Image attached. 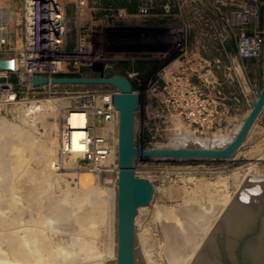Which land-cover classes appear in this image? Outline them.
<instances>
[{
	"label": "rangeland",
	"instance_id": "1",
	"mask_svg": "<svg viewBox=\"0 0 264 264\" xmlns=\"http://www.w3.org/2000/svg\"><path fill=\"white\" fill-rule=\"evenodd\" d=\"M57 1L65 10L67 22L64 48L66 50L73 48L78 35L84 34L89 46L88 57L93 62H101L105 65L106 76H125L130 81L133 91L138 94L139 103L134 120V143L138 148L186 146L208 148L212 147V144L213 147L223 146L228 141L226 139L238 130L251 108L250 104L245 106L241 101V98L245 99L243 78L247 81L253 99L256 98L257 89L264 84L262 59L246 61L236 56L235 64L228 65L227 62L226 53L233 55L232 50L236 47L235 25L246 22L248 18L240 6L246 0H234L232 3L229 0ZM79 1L82 3L80 4ZM123 5L136 11L129 12L122 8ZM141 9L144 12L140 11ZM0 10L6 11L8 19V40L6 42L0 40V59L18 58L23 36L22 0H0ZM139 22H142L144 27H141ZM177 60H190L192 75L188 77L189 80L199 86L204 96L212 103L214 118L204 126L190 125L183 120L176 103L170 98L166 76L171 68L169 64ZM82 76L91 77L97 74L90 69L85 70ZM6 82L13 85L15 98L12 100L6 97L0 98V122L2 118L9 124L21 123L18 112L10 108L13 101L63 98L66 102L73 101V103L67 102L65 108L56 111L53 116H47V121H52L49 117L56 118H54L57 124L55 132L40 119L34 118L33 129L28 132L27 137L32 143L29 149L19 151L20 148H25L22 145L25 141L17 139L13 134L3 137L4 141L0 140V146L3 147H0V150L2 148L0 154L3 153L0 155V160L2 159V163L0 161V249L4 251L2 254L6 252L3 256L7 257L6 260H2L3 264H9L10 261L14 264L13 261L17 260L10 249L13 242L20 243L18 239L16 241V237L23 239L22 244L27 239L25 243L29 242V245L33 243L32 247L26 244L30 252L24 250L26 246H23V251L29 254L32 250L34 252L31 253L32 260L35 262L36 259L37 264H103L104 262H106L104 264H115V260H111L113 257H109L112 254H105L107 250V252L111 251L114 241V229L111 228L114 221L113 211L106 207L111 201L107 199L111 196L102 191L104 184L97 177L94 179L97 181L94 185H91V181H85L83 186L85 195H82L84 199L80 197V193L78 196V192L74 190L78 179L93 174L88 170L86 163H78V156L73 157L71 154L69 156L73 158L71 160L75 163L74 167L72 164L62 166L61 160L65 155L60 156L58 153L57 136L61 111L64 115L68 107H80L83 98L90 94H114L117 89L105 85H79L43 86L35 91H29L21 86L18 74L0 73V83ZM224 134L230 135L227 137ZM219 135L223 138L218 140ZM4 142L7 145H4ZM53 143H56V146ZM218 143L220 145L216 146ZM41 144L47 145L45 150V146ZM52 144L56 147L53 149L55 151H49L50 148L48 151L52 152L55 160L52 165H48L47 159H50L51 154L46 156L45 151ZM135 170L138 177L149 180L153 186L150 204L142 208L135 218V264L173 262L172 257L171 259L169 257L168 248L172 246V242L168 241V226L172 228L170 234L176 233L179 229L183 237H186V244L183 245L185 250L179 264H191V259L196 257L203 247L202 239L206 231L213 227L212 232H214L216 231L214 228L221 224L218 218L221 208L227 206L231 199L237 198L244 189L250 188L248 183L252 176L255 180L260 179L264 182V108L242 148L233 158L224 160L138 158ZM46 174L52 175L49 176L51 178L47 176V179ZM3 187L5 188L2 189ZM36 187L38 192L35 193V197L28 199L27 192ZM216 191L228 195L229 201L225 203L224 200H220L221 194ZM194 193L196 196L193 195ZM48 194L53 195L51 199ZM215 194L218 196L215 197ZM82 199H86V202ZM30 200H34L35 203L32 201L30 204ZM28 201L30 202L27 203ZM38 201L41 204L36 206ZM94 203L99 209L97 214L90 209ZM83 204H86L85 208ZM183 208L192 210L193 216L198 217V222L206 220L203 226H200L194 217L191 225L197 226L191 231L190 222H186L180 212L184 210ZM164 211L171 214L164 215ZM214 233L210 232L212 236ZM29 240L33 242L30 243ZM38 240H41L40 246L37 245ZM22 244L20 243V248ZM197 245L198 249H196ZM103 254L106 256L104 257ZM50 256L51 258L48 259ZM90 256H93V259ZM12 258L14 259L11 260ZM34 262L31 261V264Z\"/></svg>",
	"mask_w": 264,
	"mask_h": 264
},
{
	"label": "built area",
	"instance_id": "2",
	"mask_svg": "<svg viewBox=\"0 0 264 264\" xmlns=\"http://www.w3.org/2000/svg\"><path fill=\"white\" fill-rule=\"evenodd\" d=\"M232 3L234 0H229ZM81 4L82 1H79ZM240 6L248 15L246 22L235 25L237 29L236 51L241 59L260 60L264 48V0H246ZM140 11L144 12L143 9ZM23 36L22 47L16 65L1 74L16 73L21 86L29 91L33 76L39 77H86L93 61L88 57V43L84 34H79L73 48H64L67 38L65 10L57 0H22ZM105 66V65H104ZM105 72V71H104ZM0 98H15L11 83H0ZM43 87V86H41ZM170 98L176 103L179 114L190 125L204 126L214 118L212 103L204 96L199 86L181 73L170 75L168 81ZM109 93H93L83 98L80 107H68L64 112L82 111L86 118L82 149L78 163H86L88 170L103 184L117 181V162L113 158V127L118 112ZM69 119L62 116L58 131V153L72 154V132L75 130Z\"/></svg>",
	"mask_w": 264,
	"mask_h": 264
},
{
	"label": "bare ground",
	"instance_id": "3",
	"mask_svg": "<svg viewBox=\"0 0 264 264\" xmlns=\"http://www.w3.org/2000/svg\"><path fill=\"white\" fill-rule=\"evenodd\" d=\"M7 25H8V19H7V13H6V11H4V10H0V40L2 41V42H6L7 40H8V31H7ZM21 45V44H20ZM13 61H14V66L16 65V59L15 58H11ZM0 92H1V86H0ZM110 98H111V100L113 101V94H111V93H109V94H107ZM72 99V98H71ZM77 100V99H76ZM64 101V102H63ZM67 102H69V101H67ZM67 102L63 99V98H46V99H42V100H35V101H31V100H29V101H13V102H11V105H10V108L12 109V110H14V111H16V112H18V114H19V116L21 117V123H19V124H9V123H7V122H5V120L3 121L2 120V118H1V125H0V136H1V138L2 139H0L1 141L3 140L4 141V139H3V137H7L8 136V134H13L14 136H16L17 137V139L18 138H20L22 141H25V144H23L22 143V145H24V147L25 148H23V146H21L23 149H21L20 148V150L19 151H22V150H25L26 148L27 149H29V147L32 145V143L27 139V137H28V132H30V130L31 129H33V124L35 123V121H34V118H36V119H40L41 120V122L43 123V124H46V126H48L49 128H51V131H52V129L54 130V132H55V127H57L56 125V123H55V119L53 118V117H49L50 119H52V121H47V116H53V115H55V112L56 111H60L62 108H65V104H67ZM76 102V101H75ZM78 102V101H77ZM76 102V103H77ZM70 104H72L73 103V101H72V103L71 102H69ZM75 104V103H74ZM73 104V105H74ZM1 105V104H0ZM5 108V107H4ZM49 110V111H48ZM250 110V109H249ZM6 111V110H5ZM48 111V112H47ZM65 112V111H64ZM6 113V112H5ZM32 113V114H31ZM62 115H61V118H62V116L63 117H65V119H69V121L71 122V124L74 126L73 128L75 129V130H73V132H72V145H73V153L71 154L73 157L74 156H77V155H79V151L82 149V139H83V137H84V135H85V133H84V130H82V129H85L86 127H85V123H86V118H84V114H83V112L82 111H78V110H74V111H72V113L71 114H66V115H63V111H61L60 112ZM57 114V113H56ZM37 116H40V117H37ZM245 118V117H244ZM54 119V120H53ZM45 122V123H44ZM58 122H60V121H58ZM57 122V123H58ZM117 125H118V120H117V123H116V125L113 127V141H114V144H115V146H114V152H113V158L115 159V162H117V148H118V128H117ZM238 128V127H237ZM236 128V129H237ZM235 129V128H234ZM252 129V128H251ZM35 130V132H36V129H34ZM50 130V129H49ZM231 131V130H230ZM40 132V131H39ZM48 131H46V133H47ZM54 132H53V134H54ZM228 132V131H227ZM235 133H236V131H234ZM233 132V133H234ZM37 133H38V131H37ZM234 133V134H235ZM250 133V132H249ZM44 134V133H43ZM219 134H221V133H219ZM232 134V133H231ZM234 134H233V136H234ZM7 135V136H6ZM225 135V134H224ZM228 136L230 135V134H227ZM227 135H225V136H227ZM51 136V135H50ZM55 136V135H54ZM187 136V135H186ZM189 136V135H188ZM220 136V135H219ZM227 136V137H228ZM233 136H230V137H228L226 140H230ZM10 138H11V136H10ZM49 138H51V137H49ZM57 138H58V136H57ZM219 138L220 139H222L223 138V136H222V138H221V136L220 137H218L217 136V139L219 140ZM224 138H226V137H224ZM37 139V138H36ZM191 139V138H190ZM206 139H208V138H206ZM210 139H212V138H210ZM210 139H209V141H210ZM11 140V139H10ZM51 140H52V138H51ZM194 140V139H193ZM55 141V140H54ZM188 141H189V138H188ZM192 141V140H191ZM195 141V140H194ZM193 141V142H194ZM204 141V139L202 140V142ZM206 141V140H205ZM208 141V142H209ZM225 141V140H224ZM19 142H21V141H19ZM39 142V141H38ZM42 142V141H41ZM48 142H50V141H48ZM51 142H53V141H51ZM50 142V143H51ZM193 142H191V143H193ZM197 142H198V139H197ZM196 142V143H197ZM208 142H206V143H208ZM227 142V141H226ZM225 142V143H226ZM188 143V142H187ZM210 143V142H209ZM211 143H213V142H211ZM215 143V142H214ZM44 144V143H43ZM49 146H50V144L49 143H47ZM54 144V143H53ZM53 144H52V146L51 147H47V150L45 151V153L47 154H45L46 156H48V154L50 153L49 151H55V150H53V149H55L56 147H53ZM56 144V143H55ZM54 144V145H55ZM190 144V143H189ZM194 144V143H193ZM193 144H192V146H193ZM221 144H222V142H221ZM4 145H7L6 144V142H4ZM11 145V144H10ZM42 145V144H41ZM41 145H39V146H41ZM58 145V144H57ZM198 145V144H197ZM199 145H201V144H199ZM208 145H210L211 146V144H208ZM207 145V146H208ZM215 145V144H214ZM219 146L220 145V143H218V144H216V146ZM43 147L45 146V145H42ZM41 146V147H42ZM47 146V145H46ZM46 146L44 147V150H45V148H46ZM56 146V145H55ZM188 146H190V145H188ZM202 146V145H201ZM0 147H2V146H0ZM6 147V146H5ZM40 147V148H41ZM42 147V148H43ZM187 147V146H186ZM191 147V146H190ZM197 147V146H196ZM202 147H204V146H202ZM212 147H213V144H212ZM222 147V146H221ZM3 148V147H2ZM2 148H1V150H2ZM48 148H50L49 149V151H48ZM52 148V149H51ZM58 148V147H57ZM157 148V147H156ZM166 148H168V147H166ZM173 148V147H172ZM205 148H206V146H205ZM209 148V147H208ZM7 149V148H6ZM10 149V148H9ZM12 149V148H11ZM1 150H0V152H1ZM40 150V149H39ZM43 150V149H42ZM42 150H41V152H42ZM47 151H48V153H47ZM43 153V152H42ZM52 153V152H51ZM50 153V154H51ZM3 153H1L0 155H2ZM45 156V157H46ZM50 157V159H47L48 160V165H52L54 162V158L52 157V154L49 156ZM44 158V157H43ZM48 158V157H47ZM71 159H73V158H71V156H69V155H65V156H63L62 157V160H61V164H62V166H68V165H70V164H72V166L75 164L74 162H73V160H71ZM2 160V159H1ZM0 160V161H1ZM4 160V159H3ZM46 160V159H45ZM7 162V161H6ZM1 163H2V161H1ZM45 163H46V161H45ZM7 164V163H6ZM58 164V163H57ZM117 164V168H118V163H116ZM4 166H5V162H4ZM3 167V166H2ZM1 167V168H2ZM69 167H71V166H69ZM74 167V166H73ZM72 167V168H73ZM3 170H4V168H3ZM6 170V169H5ZM136 171V170H135ZM118 172H119V169H118V171H117V178H118ZM43 173V172H42ZM136 173V172H135ZM41 174V173H40ZM49 174V173H48ZM93 174V173H92ZM42 175V174H41ZM43 175H44V173H43ZM49 176H52V175H47L46 174V178L48 179V177ZM90 176V175H89ZM83 177V178H79L78 179V182L76 183V185L77 186H79V188H77V186L74 188V186H73V188H74V190H75V192L77 193L78 192V194L80 193L81 194V196H80V194L78 195V196H80V197H82V195L84 196L85 195V189H84V187L83 186H85V181H87V182H90L91 181V185H94L95 183L94 182H97V181H94V179L96 178V176L93 174L92 176H90V177ZM95 176V177H94ZM19 178V177H18ZM17 178V179H18ZM44 178H45V176H44ZM49 178H51V177H49ZM14 180V179H13ZM55 180V179H54ZM97 180V179H96ZM71 181H73V180H71ZM3 182H4V180H3ZM254 182V183H253ZM4 183H7V182H4ZM3 183V184H4ZM72 183V182H71ZM255 183L257 184V186H255ZM2 184V183H1ZM41 184V183H40ZM73 184V183H72ZM98 184H99V182H98ZM5 186H6V184H4ZM37 185H39V184H37ZM43 185H44V183H43ZM96 185H97V183H96ZM3 186V185H2ZM42 186V185H41ZM248 186L250 187V188H246V189H244L239 195H238V197L237 198H234V199H231V201H229V197H228V195H226V194H221V193H219L218 191H216V193L218 192V194L221 196V199L220 200H224V202L226 203V202H228V204H227V206H225V207H222L221 208V210L219 211L220 212V217H218L220 220H221V224L220 225H218V226H216L215 228H214V230H216V231H214V232H221V231H223V233H225V236H226V240H225V242L224 243H226V247H224V248H227V251L229 252V253H231V252H233V249H234V247L235 246H237V244H236V242L238 241L237 239L239 238V237H241V236H243L244 234H246V233H249V232H252L253 230H254V228H255V225H256V223H257V220L259 219V227H258V231L256 232V234L254 235V237L253 238H251V239H249L248 240V242L246 243V247H244L245 248V250L243 251V248H242V252H244V254H242V256L244 255V260L246 259V261H248L247 263H249V264H264V182L263 181H261L260 179H258V180H255L254 179V176H252L251 177V180L249 181V183H248ZM0 187H1V185H0ZM35 187V186H34ZM65 188H66V186H64ZM153 187V186H152ZM5 187H3L2 189H4ZM7 188V187H6ZM42 188V187H41ZM64 188V189H65ZM77 188V189H76ZM100 188V187H99ZM99 188H98V190H99ZM29 189V188H28ZM40 189V188H39ZM43 189V188H42ZM221 188H219V190H220ZM67 190V189H66ZM104 190V191H103ZM209 190H210V188H209ZM215 190V189H214ZM40 191H42L41 189H40ZM100 191V190H99ZM102 191L103 192H107L111 197L110 198H106L107 199V201L109 200V199H111V201H110V203H109V206H106L107 208L109 207L112 211H113V227H111V228H113L114 230H113V232H114V238H113V246H111V251L110 252H107L108 250L107 249H109L107 246V251H106V253L105 254H107V253H111L112 255H110L109 257L110 258H112L111 260H116V233H115V220H116V198H117V181L113 184V185H107V184H104L103 185V189H102ZM247 193H246V192ZM36 192H38V188L36 187V188H34L33 190H31L30 191V189H29V191L27 192V197H28V199H33L34 197H35V193ZM44 192V191H43ZM62 192H63V190H62ZM67 192H69V191H67ZM103 192H101L102 194H103ZM220 192H221V190H220ZM45 193V192H44ZM64 193V192H63ZM100 193V192H99ZM104 193V194H105ZM47 194V193H46ZM52 194V193H51ZM60 194V193H59ZM69 194V193H68ZM67 194V195H68ZM26 195H23V196H26ZM70 195H71V192H70ZM76 194H74V196H75ZM193 195H195L196 196V194L194 193ZM192 195V196H193ZM43 196V195H42ZM48 196H49V194H48ZM48 196H46V197H48ZM53 196V195H52ZM52 196H49L50 197V199H51V197ZM58 196V195H57ZM65 196V195H64ZM63 196V197H64ZM77 196V197H78ZM108 196V195H107ZM216 196H218V195H216L215 194V197ZM21 197V196H20ZM40 197V199H42L41 198V196H39ZM39 197H37V198H39ZM54 197H56V196H54ZM53 197V198H54ZM76 197V196H75ZM106 197V196H105ZM104 197V198H105ZM19 198V197H18ZM36 198V199H37ZM65 198V197H64ZM83 199H84V197H82ZM86 198V197H85ZM213 198V197H212ZM20 199V198H19ZM40 199H38V200H40ZM78 199V198H77ZM81 198H79V200H80ZM82 199V200H83ZM218 199H219V197H218ZM45 200V199H44ZM53 200V199H52ZM51 200V201H52ZM55 200V199H54ZM86 200V199H85ZM85 200H83V202L85 201ZM214 200H215V198H214ZM25 201V200H24ZM26 201H27V199H26ZM31 201V200H30ZM30 201H28L27 203H29ZM33 202H34V200H32ZM32 201H31V203L30 204H32ZM36 201V200H35ZM48 201V200H47ZM88 201V200H87ZM39 202V201H38ZM37 202V204H36V206L38 205V204H41V202H39L38 203ZM80 202H82L81 200H80ZM86 202V201H85ZM35 203V202H34ZM42 203H44L43 201H42ZM55 203V202H54ZM35 205V204H34ZM84 205V204H83ZM42 206V205H41ZM44 206V205H43ZM56 206V205H55ZM40 207V206H39ZM60 207V206H59ZM86 207V204L84 205V208ZM93 208V209H92ZM142 208H145V207H142ZM142 208H139L138 209V212L142 209ZM91 209V212H92V210H93V212L95 213V214H97L98 213V208H97V204H95L94 203V206L93 207H91L90 208ZM184 209V208H183ZM196 209V208H195ZM89 210V209H88ZM88 210H86L87 212H88ZM198 210V209H197ZM196 210V211H197ZM194 211V210H193ZM182 214H183V216H184V220L187 222H190V226H189V228H190V230L191 229H193V227H195V226H197V225H191V223H192V220L193 219H195L194 217H196V221H197V216H193V214H192V210H187V209H184V210H181L180 211ZM199 213V212H198ZM165 214H171V213H168V212H166V211H164V215ZM194 214H196L195 212H194ZM98 216V215H97ZM200 217H201V214L199 215ZM202 218V217H201ZM136 220V219H135ZM205 221L206 220H203V221H201L200 220V222H198L199 224H200V226H203L202 224H204L205 223ZM194 224H196L195 222H194ZM111 225V224H110ZM108 226H109V224H108ZM211 226H212V223H211ZM106 227V226H105ZM169 227V231L167 232L168 233V241L169 242H172V246H169V252H170V259H171V257H172V259H171V261H173V262H170V264L171 263H174V264H179V261L181 260L180 258L182 257V253H183V251L185 250L184 249V244H186L185 243V239H186V237L184 238L183 237V235L181 234V231L178 229L177 231H176V233H173V234H170V230H172V228H171V226H168ZM110 228V227H109ZM210 228V227H209ZM213 228V227H212ZM212 228H210V229H208V231H206V235H204V239H202V240H204V242H203V247L201 248V242L199 243L200 245V248H201V250H200V252L199 253H197V256L196 257H193L192 259H191V264H219L218 262V259H217V250H215V246H214V240H213V236L215 235V233L214 232H212L213 230H212ZM103 230H105V228L103 229ZM109 230V229H108ZM189 230V231H190ZM192 231V230H191ZM190 231V232H191ZM190 232H189V234H190ZM210 232H211V234L212 233H214V235L212 236L211 234H210ZM109 233H110V231H109ZM5 234H7V233H5ZM10 234V233H9ZM113 234V233H112ZM111 234V235H112ZM188 234V235H189ZM208 234H210V235H208ZM3 235H4V233H3ZM40 234H38V236H39ZM100 235H101V233H100ZM187 235V234H186ZM187 235V236H188ZM191 235V234H190ZM9 236V235H8ZM10 236H12L11 234H10ZM9 236V237H10ZM206 236V237H205ZM208 236V237H207ZM8 237V238H9ZM13 237H14V235H13ZM42 237V236H41ZM101 237V236H100ZM215 237V236H214ZM6 238V237H5ZM110 238V237H109ZM112 238V237H111ZM188 238V237H187ZM189 238H193V237H189ZM11 239V238H10ZM17 239H18V241H20V243L22 244V242H21V240H23V239H21V238H17L16 237V241H17ZM20 239V240H19ZM26 239V238H25ZM39 239V238H38ZM41 239V238H40ZM7 241L9 240V239H6ZM13 240V239H12ZM28 240V239H27ZM27 240H25V241H27ZM42 240V239H41ZM41 240H38V244L37 245H39L40 246V243H41ZM201 240V241H202ZM13 241H15V239L13 240ZM12 241V242H13ZM15 241V242H16ZM25 241H24V243L22 244V248H20L21 247V245H20V243L19 242H17V243H19V244H16V243H12V245H11V250L13 251L12 253H14V257L15 258H17V260L16 261H13L14 262V264H31V261H33L34 262V260H32V258H33V255L31 254V253H34V252H32V250H31V247L33 246V243H31V242H33L32 240L30 241V243L32 244V245H29V242H27L28 243V246H31L30 247V250H31V253H29L30 251L28 250V246H26V244L27 243H25ZM37 241V240H36ZM40 241V242H39ZM190 241V240H189ZM188 241V242H189ZM42 242H43V240H42ZM245 242V241H244ZM7 243V242H6ZM44 243V242H43ZM110 243V242H109ZM108 243V244H109ZM10 244H11V242H10ZM25 244V245H24ZM44 244H46V243H44ZM216 244V243H215ZM23 246H26V247H24L25 249V251H26V249H27V251H29L28 253L29 254H26V253H24V251H23ZM43 246V245H42ZM110 246V245H109ZM216 246H217V244H216ZM225 246V245H224ZM245 246V245H244ZM105 247V246H104ZM40 248V247H39ZM45 248H46V246H45ZM186 248V247H185ZM199 247H198V245L196 246V249H198ZM219 248V247H218ZM217 248V249H218ZM237 248V247H236ZM44 249V248H43ZM195 249V248H194ZM104 250V249H103ZM137 250V249H136ZM35 251V250H34ZM236 251V250H235ZM2 252H4L3 250L1 251V249H0V262H1V264H3V262H2V260L3 259H5L6 260V258L3 256V254H5V253H3L2 254ZM195 252H196V250H195ZM194 252V254H196ZM198 252V251H197ZM241 252V253H242ZM50 253V252H49ZM97 252H95V254H96ZM137 253V252H136ZM8 254V253H7ZM31 254V255H30ZM35 254H37V253H35ZM193 254V253H192ZM220 254V253H219ZM17 257H16V256ZM50 255V254H49ZM52 255V254H51ZM97 255V254H96ZM96 255H95V257H96ZM104 255V254H103ZM102 255V256H103ZM108 255V254H107ZM241 255V254H240ZM7 256V255H6ZM94 256V255H93ZM93 256H90L91 258L93 257ZM106 255H104V257H105ZM112 256V257H111ZM136 256V255H135ZM234 256V255H233ZM12 257V256H11ZM90 257L88 258V259H90ZM220 257V256H219ZM218 257V258H219ZM49 258H51V256L50 257H48V259ZM98 259L100 258L99 256L97 257ZM110 258H109V260H110ZM235 258V257H234ZM241 258V257H240ZM14 258H12L11 260H13ZM35 259V258H34ZM46 259H47V257H46ZM93 259V258H92ZM107 259H108V257H107ZM136 259V258H135ZM96 260V259H95ZM231 260V259H230ZM235 260V259H234ZM244 260H242V261H244ZM105 261V260H104ZM137 261V260H136ZM236 261V260H235ZM4 262H6V261H4ZM7 262H9V260L7 259ZM37 261H36V259H35V262H34V264H37L36 263ZM99 262H101V261H99ZM233 262V261H232ZM97 263H98V261H97ZM104 263H106V262H104ZM103 263V264H104ZM188 263H190L189 261H188ZM234 263V262H233ZM6 264H8V263H6ZM9 264H12V262L10 261L9 262ZM99 264V263H98ZM110 264V263H109ZM141 264H142V262H141Z\"/></svg>",
	"mask_w": 264,
	"mask_h": 264
},
{
	"label": "water",
	"instance_id": "4",
	"mask_svg": "<svg viewBox=\"0 0 264 264\" xmlns=\"http://www.w3.org/2000/svg\"><path fill=\"white\" fill-rule=\"evenodd\" d=\"M264 76V48L262 53ZM12 59H0V71L10 70ZM91 77H39L33 76L30 86H79L105 85L117 89L113 94V105L118 112V178L116 198V260L115 264H135V218L138 209L150 204L153 187L149 180L138 177L135 163L138 158L169 159H230L242 148L251 128L264 108V84L257 89L256 98L234 136L222 147H180L141 149L134 143L135 111L139 96L133 91L130 81L122 75L106 76L105 66L94 62Z\"/></svg>",
	"mask_w": 264,
	"mask_h": 264
},
{
	"label": "flooded vegetation",
	"instance_id": "5",
	"mask_svg": "<svg viewBox=\"0 0 264 264\" xmlns=\"http://www.w3.org/2000/svg\"><path fill=\"white\" fill-rule=\"evenodd\" d=\"M258 225H259V219L257 220V223L255 225V228H254V230L252 232L246 233V234H244L243 236H241V237H239L237 239L238 241L236 242V244L237 243L238 244H237V246L234 247L233 252H231V253H229L227 251V248H224V247H226V243H224L225 240H226L225 233H223V231H221V232H215V235H214L215 237L213 236V240L215 239L214 240V246H215V250H217V252H218L216 254L217 255V259L219 261L218 263L219 264H249V263H247L248 261H246V259L244 260V255L242 256V254H244V252H242V248H243V251H244L245 250L244 247H246V243L248 242V240L251 239V238H253L254 235L256 234V232L258 231V227H259ZM215 243L217 244V246H216ZM242 260H244V261H242Z\"/></svg>",
	"mask_w": 264,
	"mask_h": 264
},
{
	"label": "crops",
	"instance_id": "6",
	"mask_svg": "<svg viewBox=\"0 0 264 264\" xmlns=\"http://www.w3.org/2000/svg\"><path fill=\"white\" fill-rule=\"evenodd\" d=\"M139 25L141 27H144V24L142 22H139ZM142 29V28H141ZM138 35L140 36V31L137 32ZM233 52V55L232 54H227L226 53V57H227V62H228V65L229 64H235L236 63V56L237 55V51H236V47H234V49L232 50ZM239 57V56H238ZM246 61L247 60H250V59H245ZM169 66L171 67L170 68V71L168 73V75L166 76V81L168 82L169 79H170V75L171 74H175V73H181L187 77L191 76L192 75V66L190 65V60H187V61H180V60H177V61H174L172 62L171 64H169ZM194 70V69H193ZM195 71V70H194ZM243 83H244V95H245V99L241 98V101H243V105L246 106V104H250L251 106V102L253 100L252 96L250 95V92H249V89H248V84H247V81L243 78ZM249 112V111H248ZM247 112V113H248ZM247 115V114H246Z\"/></svg>",
	"mask_w": 264,
	"mask_h": 264
},
{
	"label": "trees",
	"instance_id": "7",
	"mask_svg": "<svg viewBox=\"0 0 264 264\" xmlns=\"http://www.w3.org/2000/svg\"><path fill=\"white\" fill-rule=\"evenodd\" d=\"M122 8H125V9H126L127 11H129V12H135V11H136V9H135V10H130V9L127 8L125 5H123Z\"/></svg>",
	"mask_w": 264,
	"mask_h": 264
}]
</instances>
